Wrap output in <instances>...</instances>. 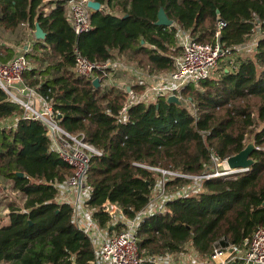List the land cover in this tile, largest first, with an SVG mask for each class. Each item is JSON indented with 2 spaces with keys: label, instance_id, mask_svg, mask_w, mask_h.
Here are the masks:
<instances>
[{
  "label": "trees",
  "instance_id": "16d2710c",
  "mask_svg": "<svg viewBox=\"0 0 264 264\" xmlns=\"http://www.w3.org/2000/svg\"><path fill=\"white\" fill-rule=\"evenodd\" d=\"M99 1L122 14L93 11V29L77 35L66 18L65 0H0V27L14 31L28 23L36 29L39 23L46 32L34 41L36 66L25 72V81L53 99L61 127L84 133L102 152L91 158L88 172L95 218L106 227L109 215L100 206L107 200L128 217L147 206L158 173L137 163L200 175L213 166L212 154L235 155L253 136L249 171L204 179L202 191L169 200L167 212L145 218L138 230L142 256L181 251L186 244L207 255L218 240L243 244L264 226V0ZM161 8L174 25L156 24ZM219 19L226 22L223 44L247 42L258 25L259 44L236 67L220 68L216 76L183 91L193 111L161 98L132 106L122 122L124 92L95 87L74 69L77 46L92 60L116 53L145 69L171 70L180 50L178 27L210 42ZM13 56L14 48L1 44L0 62ZM23 114L0 89V123L19 118L16 126H0V188L24 198L23 205L10 203L0 217V264H92V242L73 222L72 207L54 202L56 182L74 168L51 148L42 121ZM187 181L175 178L167 187L175 190Z\"/></svg>",
  "mask_w": 264,
  "mask_h": 264
},
{
  "label": "built area",
  "instance_id": "2783aa9c",
  "mask_svg": "<svg viewBox=\"0 0 264 264\" xmlns=\"http://www.w3.org/2000/svg\"><path fill=\"white\" fill-rule=\"evenodd\" d=\"M47 1L50 0H44ZM89 1L65 0L66 18L77 35L93 29L91 14L94 9L89 7ZM103 6L101 3V8ZM23 25L29 28L28 23ZM225 25L226 22L219 19L217 32L210 42L198 41L189 30L178 27L176 38L180 50L174 57V68L168 71L145 69L116 53L104 61L92 60L77 46L74 47V69L77 74L92 81L98 78L100 87L104 89L114 87L123 91L126 97L118 118L127 122L132 106L157 103L161 98L168 99L170 96H177L182 102L183 91L188 86H199L201 81L216 76L220 68L228 70L236 67L239 58L250 56L256 51L261 36L259 25L250 40L232 46L221 42V30ZM35 31L32 29L36 40ZM1 44L4 43L0 40ZM29 51V44L17 46L9 61L0 62V89L9 100L24 109L23 118L42 121L51 148L74 168V172L63 182H56L59 192L54 202L67 203L72 207L73 222L92 242L95 252L92 264H264V226H259L251 239H246L243 244L216 241L212 252L207 255L187 245L177 252L142 256L138 230L145 218L167 212L169 200L202 191L204 179L236 176L250 169L231 168L228 158L221 159L216 154L211 156V169L200 175L137 163L158 173L149 203L133 217H128L121 206L107 200L100 209L109 215V221L106 227L102 226L95 218L96 208L89 203L92 187L88 182L91 158L102 152L86 141L84 133H72L61 127V115L56 112L53 99L25 81V72L32 67L27 56ZM18 120L2 122L0 126H16ZM59 139L64 141L67 150L61 146ZM175 178L188 181L171 190L167 182Z\"/></svg>",
  "mask_w": 264,
  "mask_h": 264
},
{
  "label": "rangeland",
  "instance_id": "374dc122",
  "mask_svg": "<svg viewBox=\"0 0 264 264\" xmlns=\"http://www.w3.org/2000/svg\"><path fill=\"white\" fill-rule=\"evenodd\" d=\"M51 1V0H50ZM47 1V2H50ZM46 2V3H47ZM102 10H106L109 12H114L117 13L118 15L122 14V12H120L118 9H115L113 7H107V5L105 4L102 8ZM0 40L5 44V45H11L12 48L15 46H23L26 44H29L32 46V48L30 49V51L27 53L28 59L31 63L32 66H36L33 54H37L35 49H34V37H33V32L32 29L30 30L27 26H22L19 27L18 29L12 31V30H6L3 27H0ZM32 40H34L32 42ZM178 46H176L177 48ZM179 51V50H178ZM184 105H186L190 110L193 111V108H191L189 106V103L186 100L182 101ZM258 128V127H256ZM258 130V129H256ZM255 143L253 140V136H249L247 138V144L248 143ZM59 143L61 144V146L66 149L65 143L62 139H59ZM9 183H11V181H8ZM16 203V205H23L24 204V198L22 197V195L15 190H7L4 189L3 187L0 188V217L6 216V213L9 211V204L10 203ZM187 245L186 244L184 247L186 248Z\"/></svg>",
  "mask_w": 264,
  "mask_h": 264
},
{
  "label": "water",
  "instance_id": "95a60500",
  "mask_svg": "<svg viewBox=\"0 0 264 264\" xmlns=\"http://www.w3.org/2000/svg\"><path fill=\"white\" fill-rule=\"evenodd\" d=\"M88 5L89 7L94 9V11L101 10V2L99 0H90L88 2ZM156 24L162 26H172L174 24V21L169 18L164 8H161L158 12V20L156 21ZM35 35L38 39H44L46 37V32L42 29L39 23L36 24ZM93 85L95 87H100L98 78L93 80ZM168 101L181 104V100L177 96H170L168 98ZM255 148V143H248L239 153L228 157L227 162L229 166L231 168H250L254 163V159L251 158V154ZM19 175L23 176L24 174L20 172Z\"/></svg>",
  "mask_w": 264,
  "mask_h": 264
},
{
  "label": "crops",
  "instance_id": "0c3cea01",
  "mask_svg": "<svg viewBox=\"0 0 264 264\" xmlns=\"http://www.w3.org/2000/svg\"><path fill=\"white\" fill-rule=\"evenodd\" d=\"M22 26H25V25H22ZM8 46V45H7ZM10 47H12L11 45H9ZM13 48H15V46L13 47ZM32 48V46L30 45V49Z\"/></svg>",
  "mask_w": 264,
  "mask_h": 264
}]
</instances>
